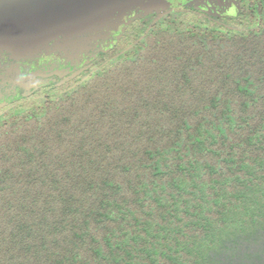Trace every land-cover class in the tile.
I'll return each instance as SVG.
<instances>
[{
    "label": "trees",
    "instance_id": "16d2710c",
    "mask_svg": "<svg viewBox=\"0 0 264 264\" xmlns=\"http://www.w3.org/2000/svg\"><path fill=\"white\" fill-rule=\"evenodd\" d=\"M154 4L0 106V264H264V0Z\"/></svg>",
    "mask_w": 264,
    "mask_h": 264
},
{
    "label": "rangeland",
    "instance_id": "374dc122",
    "mask_svg": "<svg viewBox=\"0 0 264 264\" xmlns=\"http://www.w3.org/2000/svg\"><path fill=\"white\" fill-rule=\"evenodd\" d=\"M239 1L201 0L202 10L232 18L239 12ZM157 2L165 8L172 0H0V106L54 72L72 69L83 47H91L88 41L109 39L130 18L131 30L143 31L160 12ZM11 78L37 82L21 89Z\"/></svg>",
    "mask_w": 264,
    "mask_h": 264
},
{
    "label": "flooded vegetation",
    "instance_id": "af4514ba",
    "mask_svg": "<svg viewBox=\"0 0 264 264\" xmlns=\"http://www.w3.org/2000/svg\"><path fill=\"white\" fill-rule=\"evenodd\" d=\"M12 79V82H14L18 88H21V89H27L29 86L31 85H35V82L37 81H34V80H24V81H21V79H16V78H11Z\"/></svg>",
    "mask_w": 264,
    "mask_h": 264
}]
</instances>
